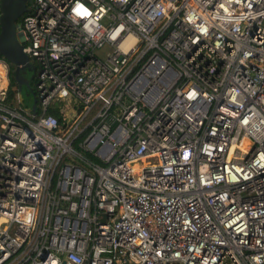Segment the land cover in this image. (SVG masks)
<instances>
[{
    "label": "built area",
    "instance_id": "1",
    "mask_svg": "<svg viewBox=\"0 0 264 264\" xmlns=\"http://www.w3.org/2000/svg\"><path fill=\"white\" fill-rule=\"evenodd\" d=\"M27 8L36 103L3 62L0 264H264V0Z\"/></svg>",
    "mask_w": 264,
    "mask_h": 264
},
{
    "label": "water",
    "instance_id": "2",
    "mask_svg": "<svg viewBox=\"0 0 264 264\" xmlns=\"http://www.w3.org/2000/svg\"><path fill=\"white\" fill-rule=\"evenodd\" d=\"M31 0H0V56L15 66L14 78L19 90L26 87L33 95L32 109L35 107L36 97L29 80L21 72L28 68L34 70L33 63L23 52L16 35V24L28 10L27 4ZM35 75V74H34ZM31 76L33 79L35 76Z\"/></svg>",
    "mask_w": 264,
    "mask_h": 264
},
{
    "label": "rangeland",
    "instance_id": "3",
    "mask_svg": "<svg viewBox=\"0 0 264 264\" xmlns=\"http://www.w3.org/2000/svg\"><path fill=\"white\" fill-rule=\"evenodd\" d=\"M111 52V48L110 47H106L104 51L101 52V55L103 57L106 56L107 53ZM3 62H0L1 65ZM26 78H28L29 81H31V84H34L33 79H31V74L30 73H26ZM33 88V86H32ZM13 90L16 92V88L13 87ZM18 93L20 94L21 99L23 100V105H31L33 102V95L32 93L26 88L23 87L22 90L17 89Z\"/></svg>",
    "mask_w": 264,
    "mask_h": 264
},
{
    "label": "bare ground",
    "instance_id": "4",
    "mask_svg": "<svg viewBox=\"0 0 264 264\" xmlns=\"http://www.w3.org/2000/svg\"><path fill=\"white\" fill-rule=\"evenodd\" d=\"M3 65L0 64V99L2 100H7L10 102H13V99H9V94H8V72H7V67L2 63Z\"/></svg>",
    "mask_w": 264,
    "mask_h": 264
},
{
    "label": "flooded vegetation",
    "instance_id": "5",
    "mask_svg": "<svg viewBox=\"0 0 264 264\" xmlns=\"http://www.w3.org/2000/svg\"><path fill=\"white\" fill-rule=\"evenodd\" d=\"M30 59V58H29ZM2 62H6V60L3 58V59H0ZM30 62L31 63H33L32 62V60L30 59ZM6 64L8 65V63L6 62ZM33 65H34V70H32V69H28V68H26V69H24L22 72H21V74H22V76L24 77V78H26V73H30L31 74V76H33L35 73H36V66H35V64L33 63ZM8 67L10 68V70H12V68H13V72H14V70H15V66L14 65H8ZM35 76V75H34ZM27 80H28V78H26ZM29 83H30V85H31V81H29ZM32 88V87H31Z\"/></svg>",
    "mask_w": 264,
    "mask_h": 264
},
{
    "label": "trees",
    "instance_id": "6",
    "mask_svg": "<svg viewBox=\"0 0 264 264\" xmlns=\"http://www.w3.org/2000/svg\"><path fill=\"white\" fill-rule=\"evenodd\" d=\"M0 59H3V57L0 56ZM6 62H7V60H6ZM7 63H8V65H11V63H9V62H7ZM9 73H10V81H11V83H12L13 85L17 86L16 80H15V78H14L13 68H12V70H10V68H9ZM33 81H34V78H33ZM32 86H33V84H31V87H32ZM17 88H18V86H17ZM9 99H10V100L12 99V97H11V93L9 94Z\"/></svg>",
    "mask_w": 264,
    "mask_h": 264
}]
</instances>
